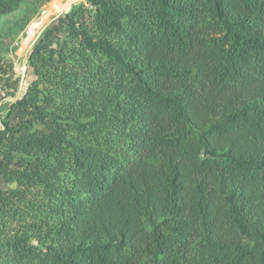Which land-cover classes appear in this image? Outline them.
<instances>
[{
	"label": "trees",
	"instance_id": "obj_1",
	"mask_svg": "<svg viewBox=\"0 0 264 264\" xmlns=\"http://www.w3.org/2000/svg\"><path fill=\"white\" fill-rule=\"evenodd\" d=\"M4 75L0 264H264V0H84Z\"/></svg>",
	"mask_w": 264,
	"mask_h": 264
},
{
	"label": "rangeland",
	"instance_id": "obj_2",
	"mask_svg": "<svg viewBox=\"0 0 264 264\" xmlns=\"http://www.w3.org/2000/svg\"><path fill=\"white\" fill-rule=\"evenodd\" d=\"M68 1L52 0L40 8H37L31 1H25L18 10L0 17V69L6 71L4 78H8L12 73L15 76L21 75L22 56L32 42V40H27L28 31L41 17V13L46 11L41 25L36 29L34 38L47 23L54 20L62 9V5ZM35 8L36 12H34Z\"/></svg>",
	"mask_w": 264,
	"mask_h": 264
},
{
	"label": "water",
	"instance_id": "obj_3",
	"mask_svg": "<svg viewBox=\"0 0 264 264\" xmlns=\"http://www.w3.org/2000/svg\"><path fill=\"white\" fill-rule=\"evenodd\" d=\"M83 1V0H82ZM78 2L81 1H75V2H70V3H65L62 6L61 11L59 12V14L54 18V20H56L58 17H60L62 14H64L67 9H69L70 7H72L73 5L77 4ZM52 20L51 22L47 23L46 26H44L41 31L37 34V36L35 37V39L31 42V44L27 47V49L25 50L23 56H22V60H21V66H22V71H21V75H20V80H19V85H18V89L17 92L15 94L14 97H10L4 100V102H8L10 104H13L15 102H17L21 96L22 90H23V85H24V79H25V75H26V71H27V57L28 54L30 53V51L32 50L35 42L37 41V39L39 38V36L43 33V31L54 21ZM1 105V103H0ZM0 127H1V121H0Z\"/></svg>",
	"mask_w": 264,
	"mask_h": 264
},
{
	"label": "built area",
	"instance_id": "obj_4",
	"mask_svg": "<svg viewBox=\"0 0 264 264\" xmlns=\"http://www.w3.org/2000/svg\"><path fill=\"white\" fill-rule=\"evenodd\" d=\"M45 13H46V11H43L42 13H41V17H39V19L37 20V22L33 25L34 27H39L40 25H41V23H42V18L44 17V15H45ZM35 34H36V31H35ZM36 37V36H35Z\"/></svg>",
	"mask_w": 264,
	"mask_h": 264
},
{
	"label": "bare ground",
	"instance_id": "obj_5",
	"mask_svg": "<svg viewBox=\"0 0 264 264\" xmlns=\"http://www.w3.org/2000/svg\"><path fill=\"white\" fill-rule=\"evenodd\" d=\"M75 1H80V0H70V1H68V2H66V3H70V2H75ZM61 11V10H60ZM35 39V38H34ZM33 39V40H34Z\"/></svg>",
	"mask_w": 264,
	"mask_h": 264
}]
</instances>
